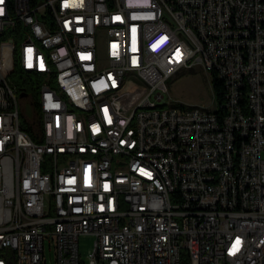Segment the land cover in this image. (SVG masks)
Returning a JSON list of instances; mask_svg holds the SVG:
<instances>
[{"label": "built area", "instance_id": "2783aa9c", "mask_svg": "<svg viewBox=\"0 0 264 264\" xmlns=\"http://www.w3.org/2000/svg\"><path fill=\"white\" fill-rule=\"evenodd\" d=\"M199 66L215 107H167ZM46 239L56 264H264V0H0V264Z\"/></svg>", "mask_w": 264, "mask_h": 264}, {"label": "rangeland", "instance_id": "374dc122", "mask_svg": "<svg viewBox=\"0 0 264 264\" xmlns=\"http://www.w3.org/2000/svg\"><path fill=\"white\" fill-rule=\"evenodd\" d=\"M211 80L210 73H206L200 66L194 70L174 75L167 81L169 95L174 102L167 107L184 106L185 108H192L206 106L214 108ZM94 243V236H80L79 245L83 260L88 259L89 252L94 249ZM45 253L48 258L47 264H56L54 250L50 247L48 239L45 241Z\"/></svg>", "mask_w": 264, "mask_h": 264}, {"label": "trees", "instance_id": "16d2710c", "mask_svg": "<svg viewBox=\"0 0 264 264\" xmlns=\"http://www.w3.org/2000/svg\"><path fill=\"white\" fill-rule=\"evenodd\" d=\"M23 72L24 71L21 69V67L19 65H17L16 66V75L18 74V76H22ZM28 77L31 80L33 75L29 74ZM23 84L25 85L24 88L26 90H34V89L36 90V87H34L32 85V83H30L29 81H26ZM212 84H213L214 93L216 95V99H217L219 105H221L223 102V99H224V88H225L223 80L219 79L217 76H214Z\"/></svg>", "mask_w": 264, "mask_h": 264}]
</instances>
